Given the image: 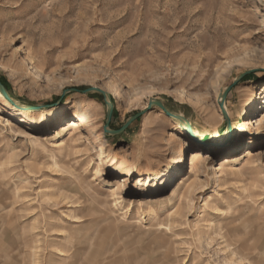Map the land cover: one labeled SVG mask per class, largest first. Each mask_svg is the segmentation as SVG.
<instances>
[{
	"label": "rangeland",
	"instance_id": "obj_1",
	"mask_svg": "<svg viewBox=\"0 0 264 264\" xmlns=\"http://www.w3.org/2000/svg\"><path fill=\"white\" fill-rule=\"evenodd\" d=\"M0 79V264H264V0H0ZM90 88L112 130L147 112L107 134ZM243 200L252 225L229 249L215 208Z\"/></svg>",
	"mask_w": 264,
	"mask_h": 264
},
{
	"label": "bare ground",
	"instance_id": "obj_2",
	"mask_svg": "<svg viewBox=\"0 0 264 264\" xmlns=\"http://www.w3.org/2000/svg\"><path fill=\"white\" fill-rule=\"evenodd\" d=\"M110 89L114 92V94L116 96H119L120 97V92L118 89H116L115 87L111 86ZM254 98V97H253ZM255 102H254V99H251L249 101L246 102V105H245V108H244V113L245 114H249V112L251 111V108L254 106ZM17 110H24V109H19L18 107H16ZM30 110V109H29ZM32 110L28 111V112H31ZM175 118V117H174ZM88 118L86 116V114H78L76 115V118L74 120H71L68 122L67 125H65L64 127H62V130L61 132L62 133H69L70 137L68 139V141L71 143V144H77L79 142H81V138L82 136L79 134V131L81 129L82 126H84L87 122ZM249 121H254L253 123L254 124H258V122L260 121V119L258 120H249ZM252 124V123H251ZM185 127L182 126V125H177V129L179 130L180 132V129H184ZM61 133V134H62ZM63 137V136H62ZM78 137V138H77ZM80 137V138H79ZM200 137V138H199ZM191 139H194V137H192ZM198 141L202 142V136L200 133H198ZM196 141V142H198ZM231 140H228V139H223L221 140L220 142L219 141H214V146L218 145V146H222L228 142H230ZM59 144H54L52 143L51 144V147L53 148H57L59 153L60 154H64L66 153V147H67V144L65 142V140H62L61 142H58ZM199 143V142H198ZM203 143V142H202ZM199 146V145H198ZM201 147V146H199ZM198 148V147H197ZM51 149V148H50ZM200 149V148H199ZM184 154V147L182 146L181 147V150H180V153H179V156L174 159L175 162L177 163H181L183 162V155ZM204 156L201 154V152H192L191 154L188 155L187 157V164L190 166V171L191 173L195 171V169L197 168V164L198 162L203 158ZM244 157H247V158H250L252 157V153L249 151V150H245L244 152V156L240 157L241 158H244ZM114 160V164L115 165H119L120 166V169L121 170H125V171H128V172H131L133 173V171L128 168V170H126L127 168V165L125 164H122L119 160H117L116 158L113 159ZM103 162V161H102ZM225 163H228V159H225L224 160ZM104 163V162H103ZM59 164V161H55V165L57 166ZM59 166V165H58ZM224 166L223 164H220L219 166H217L216 168V171L218 172H222L224 170ZM241 171V168H239V166H237V164H233V165H229L228 166V170H227V173L230 174L231 176H234V177H240L242 172ZM165 171H162L160 173H157L155 175H153L154 177L156 176H160L162 175V173H164ZM217 175V174H216ZM95 178H93V181L97 180L96 177H100L102 176V170H101V166H99V168H97V170L95 171V174H94ZM167 175H162V177H166ZM245 181V180H244ZM96 183V182H95ZM242 186V185H241ZM121 187V186H120ZM122 187L124 188V186L122 185ZM121 187V188H122ZM244 187V190H247L248 188V185L245 184ZM92 188L93 186L91 187H88L87 188V192L90 196L92 197H95L92 195ZM122 188V189H123ZM114 198V197H113ZM245 198H249V195H246ZM245 200H243L240 204H238V206H228L227 209H219V208H215L216 210V214L217 215H222L223 216V221H221L218 225H216V233L218 235H221L224 239H225V243L227 244V247L230 249L231 247H233V242H232V239L233 237L236 236V234L238 233L239 229L244 233H247L246 230L250 227V225H252L250 219L248 218L251 213H252V209L249 207L248 204L244 203ZM244 203V204H243ZM79 204V203H78ZM80 205V204H79ZM206 205V204H205ZM116 206H117V203H116ZM78 207V206H77ZM4 212V211H3ZM5 214V213H4ZM70 218H77L76 216H72ZM254 218V217H252ZM79 219V218H78ZM231 219V220H229ZM77 220V219H76ZM76 220H73L72 222H75ZM71 221V220H70ZM239 224L240 227H237L235 225ZM59 236H62V234H59ZM236 240V239H235ZM263 240V239H262ZM237 241V240H236ZM238 242V241H237ZM243 244V242H242ZM246 247V246H245ZM244 248V247H243ZM233 251L232 252V255L235 256V255H240V257H238L239 259H248L247 258V255H245L243 253V251H246V248H244V250L242 251V247L239 248L240 250H234L235 248H232ZM65 254L66 252L65 251H60L58 253V255L62 256V257H65ZM232 256V257H233ZM231 257V259H232ZM237 257V256H236ZM259 258V256H258ZM228 259H230L229 257H227L225 260L227 261Z\"/></svg>",
	"mask_w": 264,
	"mask_h": 264
},
{
	"label": "water",
	"instance_id": "obj_3",
	"mask_svg": "<svg viewBox=\"0 0 264 264\" xmlns=\"http://www.w3.org/2000/svg\"><path fill=\"white\" fill-rule=\"evenodd\" d=\"M0 91L3 93V95L10 101L12 102V100L10 99L5 87L0 83ZM74 91H78V90H74ZM230 91V89H228L225 94L222 96V103H221V107L222 109L225 111V101L228 95V92ZM83 93L87 94V93H91V92H95V93H99L100 95H102L104 97L105 100V105L107 107V119H106V125H105V132L107 134H111V135H121L122 133H124L135 121H137L138 119H140L142 116H144L146 114L147 111H142L137 113L136 115L132 116L123 126L121 129L119 130H112L110 128L111 126V121L113 118V114L115 111V105L113 103V100L111 98V95H109L107 92L98 89V88H90L87 89L85 91H82ZM153 107H158L161 110H163L169 117H175L176 119L183 121V118L175 115L173 113H171L162 102L156 101V100H152L149 104V109L151 110ZM32 109V108H31ZM190 128V127H189ZM191 130V128H190ZM192 131V130H191ZM193 133V131H192Z\"/></svg>",
	"mask_w": 264,
	"mask_h": 264
},
{
	"label": "trees",
	"instance_id": "obj_4",
	"mask_svg": "<svg viewBox=\"0 0 264 264\" xmlns=\"http://www.w3.org/2000/svg\"><path fill=\"white\" fill-rule=\"evenodd\" d=\"M0 81H1V79H0ZM1 83H2L4 86H5V84H6V83H4L3 81H1Z\"/></svg>",
	"mask_w": 264,
	"mask_h": 264
}]
</instances>
